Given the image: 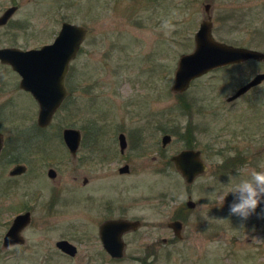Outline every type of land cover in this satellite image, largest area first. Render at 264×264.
Masks as SVG:
<instances>
[{
  "label": "rangeland",
  "instance_id": "rangeland-1",
  "mask_svg": "<svg viewBox=\"0 0 264 264\" xmlns=\"http://www.w3.org/2000/svg\"><path fill=\"white\" fill-rule=\"evenodd\" d=\"M205 3H211L216 40L264 52V0H0V14L17 5L0 26V47L50 43L63 21L87 28L70 62L69 95L46 128L36 125L31 94L13 96V105L0 108L7 140L30 134L20 156L26 172L14 178L0 172V264H264V220L253 216L242 224L228 216L231 195L222 198L229 177L264 164V80L226 100L264 72V60L218 67L182 93L171 91L178 57L193 49L194 33L207 17ZM173 10L183 18L165 36L160 25ZM8 68L0 62V74L13 82ZM4 87L14 89L13 83ZM94 121L100 133L93 147L106 158L101 162L96 149L87 167V125ZM64 127L81 131L75 159L62 139ZM123 127L142 137L128 175L117 174L125 160L115 132ZM165 133L171 140L162 146ZM185 147L199 149L208 165L190 184L170 160ZM49 167L57 171L54 179L46 174ZM87 174L92 184L82 186ZM179 206L185 209L180 239L166 225ZM25 210L31 212L21 232L25 243L2 247L13 216ZM120 211L141 217L142 226L124 234V255L115 259L103 249L98 225ZM61 238L77 246L73 256L55 246Z\"/></svg>",
  "mask_w": 264,
  "mask_h": 264
},
{
  "label": "water",
  "instance_id": "water-1",
  "mask_svg": "<svg viewBox=\"0 0 264 264\" xmlns=\"http://www.w3.org/2000/svg\"><path fill=\"white\" fill-rule=\"evenodd\" d=\"M17 9L11 5L0 14V26L4 25ZM211 3L204 4L207 15L199 23L194 33V46L190 52L179 55L174 70L171 91L182 93L198 76L218 67L233 63L244 62L248 59L264 60V52L246 46H237L216 40L212 34ZM87 28L84 25L63 21L60 28L50 43H45L37 48L22 49L19 47H0V62L8 64L19 76V86L31 93L38 104L37 124L47 126L69 95L65 84V77L69 71L70 62L77 55L85 39ZM264 80V72L256 73L251 79L239 86L226 100L230 101L249 88ZM79 130L64 128L63 138L69 149L75 153L79 143ZM170 136H162V143L169 141ZM1 147V144H0ZM176 170L181 174L187 184L208 170V165L201 158L199 149H182L171 155ZM26 170L24 165H17L11 174H19ZM189 207H194L195 202L187 198ZM30 220L29 212L18 213L13 218L11 227L3 238V246L22 243L20 234L22 227ZM138 221L127 219L105 220L99 225V237L105 251L113 258H121L125 251V242L122 234L138 227ZM174 234L182 238L183 223L179 220L169 222ZM166 240V239H164ZM62 252L73 256L77 247L68 240L61 239L56 242Z\"/></svg>",
  "mask_w": 264,
  "mask_h": 264
},
{
  "label": "flooded vegetation",
  "instance_id": "flooded-vegetation-1",
  "mask_svg": "<svg viewBox=\"0 0 264 264\" xmlns=\"http://www.w3.org/2000/svg\"><path fill=\"white\" fill-rule=\"evenodd\" d=\"M213 27V26H212ZM8 70V72H7V76H9V72H10V74H11V77H14V79L12 78V81L13 82H10V80H8V78H6L5 77V74L4 73H1V74H3L4 75V77H2V75L0 74V90L1 91H4L5 90V87H4V85L5 84H7V83H13V85H14V89L12 90V92H8V91H4L5 93H7L9 96H7L8 98H6L5 100H6V102L4 103L3 101H0V108H3V110L5 109V108H8V105L9 104H11V105H13V101H15L16 102V100L15 99H13V96H15V97H18V95L19 94H23V93H27V94H31L29 91H27V90H24V89H22L20 86H19V81H20V76H19V74L16 72V71H14V72H12V69L11 68H8L7 69ZM12 73H14V75L12 74ZM68 83H69V71H68V73H67V75H66V77H65V84H66V86H67V88H68V91L70 92V89H69V85H68ZM32 96V95H31ZM33 97V96H32ZM67 98V97H66ZM32 99H34V97L32 98ZM35 100V99H34ZM66 100V99H65ZM64 100V101H65ZM63 101V102H64ZM63 102H62V104H63ZM62 104H61V106H62ZM60 106V107H61ZM59 107V108H60ZM58 108V109H59ZM57 109V110H58ZM38 113V112H37ZM55 114V113H54ZM4 118V116L2 115V114H0V144H1V147H0V172H2V171H7L8 172V176L9 177H12V178H14V177H18V176H20L21 174H23V173H25L26 172V170L24 171V172H22V173H19V174H11L10 172H11V170L15 167V166H17V165H19V164H21V165H24L25 167H26V169H27V165L24 163L25 161L24 160H22V158H20V156L22 155L21 154V151H25L26 149H25V142H23L26 138H28L29 137V135L30 134H28V135H25V138H20V137H17V136H15V137H12L13 139H14V141H9V140H7L6 139V137H5V132H4V129H3V125H1L2 124V119ZM53 118V117H52ZM4 121V120H3ZM52 121V120H51ZM51 123V122H50ZM49 123V124H50ZM48 124V125H49ZM90 124H94V126H95V121L94 122H89L88 123V125H87V137H88V151H87V154L86 155H84V161H85V164H87V167H89L88 165H89V161L91 162V160H92V158L94 157V155H93V153L96 151V149L97 150H99L98 148H94L93 146L95 145V143H96V137H97V135L100 133V132H98V127H93L92 129H90V127H91V125ZM119 124H120V122H118V126H119ZM36 125L38 126V128H46L47 126H45V127H41V126H39L38 124H37V116H36ZM64 128H75V127H64ZM63 128V129H64ZM22 129V128H21ZM21 129L20 128H18L17 129V131H16V134L17 133H19V132H21ZM63 129H62V133H61V136H62V139H63V141H64V138H63ZM75 129H77V130H79V135H80V137H79V143H78V146H77V148H76V150H75V153H73L70 149H69V147L66 145V143H65V141H64V144H65V146L67 147V150H68V152L71 154V156H72V158L73 159H75L76 158V156H77V151H78V148H79V145H80V141H81V138H82V135H81V131H80V129H78V128H75ZM35 130V129H34ZM165 134H168V133H165ZM165 134H163V135H165ZM162 135V136H163ZM169 136H170V134H168ZM115 137L117 138L116 139V141H115V143L118 145V147H119V151H120V154L123 156V158H124V160H125V162L123 163V164H121L120 166H118L117 167V174H119V175H128V174H130V172H131V169H133V167L131 166V160H132V158H133V150H135L137 147H138V142L139 141H141L142 140V137H141V133H138V132H133L132 130L131 131H129L128 129H126V128H118L117 129V131L115 132ZM22 140V141H21ZM171 140V136H170V138H169V141ZM169 141H167L166 143H168ZM87 142V141H86ZM166 143L165 144H163L162 143V137H161V144H162V146H165L166 145ZM24 145V146H23ZM22 146H23V148L24 149H22ZM141 146H142V144H141ZM141 148V147H140ZM183 149H197V148H194V147H185V148H183ZM182 150V149H181ZM180 151V150H179ZM178 151V152H179ZM177 153V152H176ZM200 155H201V151H200ZM99 156H100V159H101V162L102 161H104V159L106 158V152H102V149L100 148V150H99ZM171 157V156H170ZM202 158V157H201ZM171 160V159H170ZM173 163V162H172ZM174 165V164H173ZM148 166H149V163H148ZM174 168H175V166H174ZM176 169V168H175ZM46 174H47V176L49 177V178H51V179H54L55 177H56V175H57V171L53 168V167H49L48 169H47V171H46ZM89 174H87V175H83L82 176V186H90L91 184H92V178H91V176L89 177L88 176ZM73 180L74 181H77V176L76 175H74L73 176ZM195 180V179H194ZM185 181V180H184ZM54 191H56L55 189H53ZM87 196V198H86V200L87 201H90V195L89 194H87L86 195ZM149 197V196H148ZM190 197V199H191V196L190 195H188L187 196V198H189ZM53 199H55V194H54V196H53ZM192 200V199H191ZM193 201V200H192ZM112 202L113 201H109V205H110V207L112 206ZM185 205H186V207L187 208H189V209H191V207H189L188 206V204H187V200H186V202H185ZM195 206V205H194ZM106 209L107 208H109L108 206H106L105 207ZM193 208V207H192ZM185 209H184V207L182 206V207H178L177 209H176V211H175V213H174V215H172V217H171V219L169 220V221H167V227L172 231V233H173V235H174V237H176L175 236V234H174V232H173V230H172V228L171 227H169V222H171V221H173V220H179V221H181L182 223H183V227H184V222H183V220H182V218H181V216H183L182 214H183V211H184ZM23 212H29V214H30V220H29V222L27 223V224H25L23 227H22V229H21V231H20V234H21V236H22V238H23V242L22 243H15V244H23V243H25V238L23 237V235H22V230L24 229V227H26L29 223H30V221H31V212L29 211V210H25V211H23ZM23 212H19V213H23ZM18 214V213H17ZM17 214H15V215H17ZM15 215L13 216V218L15 217ZM13 218H12V220H11V222H10V224H9V226H8V228H7V230L5 231V233H4V235L6 234V232L9 230V228L11 227V224H12V222H13ZM110 219H127V220H131V221H138V223H139V225H138V227L136 228V229H130V230H127V231H125L123 234H122V239L124 238L123 236H124V234H127V233H131V232H136L137 230H139L140 229V227L142 226V222H141V220H142V218L140 217V218H138L137 216H133V215H129L126 211H120L119 212V214L118 215H116V216H111V217H108V218H106V219H104L102 222H104L105 220H110ZM101 222V223H102ZM100 223V224H101ZM99 224V225H100ZM99 225H98V235H99ZM148 226H149V223L147 224ZM4 235H3V237H2V247H8V246H10V245H13V244H10V245H8V246H3V238H4ZM176 238H178V237H176ZM61 239H65V240H68V239H66V238H61ZM61 239H58V240H61ZM164 239H166V240H164ZM178 239H180V238H178ZM58 240H56L55 241V246L57 247V244H56V242L58 241ZM99 240H100V237H99ZM167 238L166 237H163L162 238V241L163 242H167ZM69 242H71L70 240H68ZM123 241H124V239H123ZM100 242H101V240H100ZM125 242V241H124ZM71 243H73V242H71ZM74 244V243H73ZM75 245V244H74ZM101 245H102V242H101ZM148 245H149V241H148ZM76 246V245H75ZM77 247V246H76ZM103 247V246H102ZM58 248V247H57ZM125 248H126V242H125ZM104 249V248H103ZM105 250V249H104ZM110 256V255H109ZM111 257V256H110ZM123 257V256H122ZM121 257V258H122ZM113 258V257H112ZM115 259H119V258H115Z\"/></svg>",
  "mask_w": 264,
  "mask_h": 264
},
{
  "label": "clouds",
  "instance_id": "clouds-1",
  "mask_svg": "<svg viewBox=\"0 0 264 264\" xmlns=\"http://www.w3.org/2000/svg\"><path fill=\"white\" fill-rule=\"evenodd\" d=\"M182 18L178 11L173 10L168 17L162 19L160 29L165 36L175 31L174 21ZM229 195L232 197L227 203L229 217H237L242 224L253 216L264 220V164L259 169L238 171L229 177L227 191L222 198Z\"/></svg>",
  "mask_w": 264,
  "mask_h": 264
},
{
  "label": "trees",
  "instance_id": "trees-1",
  "mask_svg": "<svg viewBox=\"0 0 264 264\" xmlns=\"http://www.w3.org/2000/svg\"><path fill=\"white\" fill-rule=\"evenodd\" d=\"M241 156V158H244V157H242V155H240ZM229 163V160H227V161H225V164H228Z\"/></svg>",
  "mask_w": 264,
  "mask_h": 264
}]
</instances>
